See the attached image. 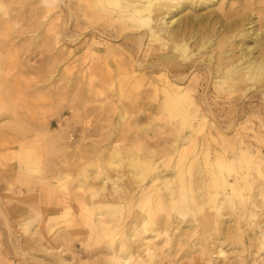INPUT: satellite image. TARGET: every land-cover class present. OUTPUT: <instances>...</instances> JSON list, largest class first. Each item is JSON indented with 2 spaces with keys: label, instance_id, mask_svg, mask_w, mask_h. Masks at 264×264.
<instances>
[{
  "label": "rangeland",
  "instance_id": "obj_1",
  "mask_svg": "<svg viewBox=\"0 0 264 264\" xmlns=\"http://www.w3.org/2000/svg\"><path fill=\"white\" fill-rule=\"evenodd\" d=\"M5 3L14 17L1 31L10 76L0 115V264H264V85L228 95L207 67L211 53L216 68L219 40L230 60L241 57L244 27L218 24L215 52L182 75L203 108L200 126L199 117L166 112V68L143 66H166L164 57L146 54L117 24L85 18L78 0L50 15L42 0ZM244 7L253 46V32L264 34V0H219L195 14ZM195 143L247 159L208 170L207 181L203 167L192 169L200 188L185 191L184 151ZM222 174L232 184L243 178L236 193L216 189ZM169 177L175 194L163 185Z\"/></svg>",
  "mask_w": 264,
  "mask_h": 264
},
{
  "label": "bare ground",
  "instance_id": "obj_2",
  "mask_svg": "<svg viewBox=\"0 0 264 264\" xmlns=\"http://www.w3.org/2000/svg\"><path fill=\"white\" fill-rule=\"evenodd\" d=\"M42 1L48 2V6L46 9V14L48 15H50L49 14L50 11H52L54 8L59 7V5H61L60 2H62V0L61 1L42 0ZM218 1L219 0H78V9L80 12H82V15L85 18H89V17L104 18L105 21H107V23L117 24L118 27L120 28L121 36L126 37L127 35L128 36L131 35L132 37H134L135 43L138 45V48L139 46H141L146 54H150L154 50L158 51L159 55H157L158 53L157 54L155 53L154 55L158 56L159 60L164 57L166 66L163 65L162 63L156 65L155 64L149 65L150 63H147L144 64L143 66H150L151 68H162V70L166 68V85L164 86L163 89V94L166 98V112L172 113L178 110L181 111L186 117L189 116H195L196 118L199 117L201 119L200 121V126H201L202 122L204 124L205 121L204 120L205 115L204 116L202 115L203 108L201 107V105H199L197 101V97H198L197 93L193 92L192 86L184 85L185 77L182 78V75H186L188 71L191 69H196L195 67H193L195 65L191 67H188L187 65L194 60L197 61V58L201 56L202 52L206 50L209 51L210 49H212V47L215 46V41L218 40L215 39L217 37L215 31H217L216 26L218 24L219 26H223L224 31H226V29L231 26H235V27L242 26L244 28L243 30L242 28L239 29L238 34L243 33L245 35V38L241 43L242 46V49H240V51L242 50L241 57L235 63L232 59L231 61L228 57V52H227L228 47L226 50H224L226 41L223 40L217 41L216 48H218L217 52L219 50L220 55L216 57L217 58L216 68L213 65L214 55L211 53H210L211 55L209 54L208 56L209 61L207 67L210 70V73L213 76V78L216 80V85L218 86V88L221 89L225 94L230 95L231 93L238 91V88H240L243 84H249V86L245 91H249L253 89L256 84L262 83V85H264V42H263L264 34L262 32L260 33V31L257 32L255 30L253 32L254 38L252 40L254 41V45L253 46L248 45L247 39L250 36L252 37V34L249 33L248 31L249 29L248 30L245 29V22L246 21L250 22L247 19L250 18V15H248L245 12V9L247 10L248 7H244L243 9L234 8L233 10H231L230 13L227 12L228 14L224 13L223 10H222V14L216 11L215 12L211 11L209 13L200 14V15L195 14L196 12L198 13L200 10H203L204 8L206 9L208 6H211V4H214L215 2ZM6 3L5 0H0V115L2 116H5L9 111L7 107V95H6L7 93L6 83L9 78V77L7 78L8 75L7 70L9 69L8 68L9 65L8 67L5 65L7 64L6 62L7 58L5 57L7 55L6 54L7 52L4 50L2 44H4L3 39H5L4 37L6 36H4L3 35L4 32L1 31L5 27H7L9 18L14 17L12 11L9 9ZM257 10L259 13L258 15H260L262 12L261 8H258ZM67 12H69L70 18H79L78 15L76 13H73L71 9H69ZM218 18H239V19L233 21L231 24H227L222 22V20L218 21L217 20ZM201 26H203L204 28L209 26L212 28V30L209 31L207 30V28H205L206 30H203L204 28L201 29ZM234 29L236 31V28ZM4 34L6 35V32ZM241 36L242 35H239L238 37ZM224 39L226 38L224 37ZM153 45H157L158 47H155ZM216 48L212 50L213 53L215 52ZM164 49H166V54L162 55V51ZM196 49H197V53L195 52ZM257 52H259V54L261 55L259 57L256 56L257 58L253 57V54ZM229 54H231V52ZM138 63L141 64V62H137V64ZM140 64L138 65L140 66ZM212 65L215 68V70L210 69V66L212 67ZM141 67L142 66H140V68ZM160 70L161 69H159V71ZM175 73H177V76L174 75ZM163 76L160 78H163ZM193 87L194 90L197 89L196 85ZM262 90L264 93V87ZM188 138H190V136ZM243 151L244 150H240L239 153L233 151L229 152L225 148L221 147L220 149H217L214 151V153H212L211 148L209 146H206L205 144L199 147L196 146V143L187 146L185 148L184 155L188 156V158L186 159L184 171L186 172L185 174H190L191 178L182 179L183 180L182 189L191 191L193 186L195 190L200 188L199 185L200 179L196 178V176H195L196 179H193L192 177L193 175L191 172L192 169L195 170L197 168L199 170L201 167H203L202 170L200 171L204 172L203 177L207 181L208 180L207 175L209 173L208 170L210 171L211 169L214 168L221 170L220 168H224V167L233 170L234 169L233 165L239 159H243V160L247 159ZM116 153L119 154V151H116ZM192 159H194V161H191ZM179 177L181 178V176ZM174 179H175L174 177H169L167 182H166L167 180L166 178L164 180L163 185L165 186V188L167 187L170 194L172 193L175 194L172 191V187H173L172 185ZM240 179L243 178L236 176V178L234 179V183L232 184L227 180V177L222 174L218 177V179L215 182H212L217 184V186L213 184L212 187L215 186L216 189L218 190L219 189L223 190L227 188L231 190L232 193H236L237 192L236 187ZM145 191L146 190H143L144 194L147 192ZM118 196L120 198V195ZM169 196L170 195H167V197ZM191 197L188 198L190 199ZM189 199L188 201L190 202ZM191 200H192L191 202H193L194 200L193 197ZM128 201L127 203L133 200H130L129 202ZM170 201L172 202V200ZM174 202H172V204ZM99 221L97 222V224L99 223ZM90 222L91 221H89V223ZM100 222H102V220ZM89 223H87V225H89ZM98 225H100V223ZM102 225L100 226L102 227ZM198 250L200 251V248ZM194 260L195 258H193V262Z\"/></svg>",
  "mask_w": 264,
  "mask_h": 264
}]
</instances>
